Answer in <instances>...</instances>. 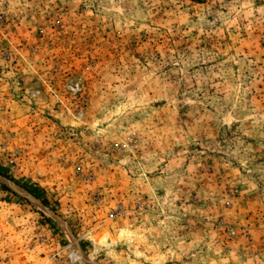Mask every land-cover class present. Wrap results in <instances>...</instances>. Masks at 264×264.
<instances>
[{
    "label": "rangeland",
    "instance_id": "obj_1",
    "mask_svg": "<svg viewBox=\"0 0 264 264\" xmlns=\"http://www.w3.org/2000/svg\"><path fill=\"white\" fill-rule=\"evenodd\" d=\"M0 264H264V0H0Z\"/></svg>",
    "mask_w": 264,
    "mask_h": 264
},
{
    "label": "trees",
    "instance_id": "obj_2",
    "mask_svg": "<svg viewBox=\"0 0 264 264\" xmlns=\"http://www.w3.org/2000/svg\"><path fill=\"white\" fill-rule=\"evenodd\" d=\"M33 196H35L34 194H32ZM42 204H43V202H42Z\"/></svg>",
    "mask_w": 264,
    "mask_h": 264
},
{
    "label": "crops",
    "instance_id": "obj_3",
    "mask_svg": "<svg viewBox=\"0 0 264 264\" xmlns=\"http://www.w3.org/2000/svg\"><path fill=\"white\" fill-rule=\"evenodd\" d=\"M41 205V204H40Z\"/></svg>",
    "mask_w": 264,
    "mask_h": 264
}]
</instances>
